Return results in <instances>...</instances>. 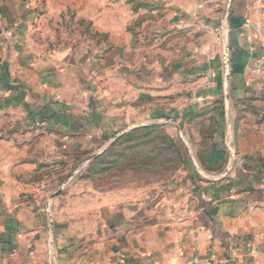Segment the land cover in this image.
I'll use <instances>...</instances> for the list:
<instances>
[{
  "label": "crops",
  "instance_id": "obj_1",
  "mask_svg": "<svg viewBox=\"0 0 264 264\" xmlns=\"http://www.w3.org/2000/svg\"><path fill=\"white\" fill-rule=\"evenodd\" d=\"M257 1L0 0V113L22 116L0 124V264H264ZM215 113L201 146L195 122ZM160 119L192 134L190 188L155 201L71 189L48 210L49 173Z\"/></svg>",
  "mask_w": 264,
  "mask_h": 264
},
{
  "label": "rangeland",
  "instance_id": "obj_2",
  "mask_svg": "<svg viewBox=\"0 0 264 264\" xmlns=\"http://www.w3.org/2000/svg\"><path fill=\"white\" fill-rule=\"evenodd\" d=\"M41 6L37 2V8L41 10ZM252 9L257 14L255 23L259 32L256 44L261 50L260 75L264 79V0L254 2ZM215 109L220 111L222 104L217 105ZM216 113L201 118L198 123L195 122L197 131L194 133L201 146L211 139ZM21 121L22 116L18 113H0V124L20 125ZM168 121V119L150 120L137 128L112 137L109 143L81 154L78 165L77 163L68 167L63 165V177L58 173L53 179V174L49 173L47 196H41L42 202L51 212L55 199L60 197L62 201V197L68 195L71 189H76L75 195H83L85 191L90 190L97 196L108 195L117 200L121 197V191L127 190V193L135 198L138 191L141 193L140 200L155 201L168 193L173 185L190 188L194 180L183 175L190 170L193 171L190 162L192 156L190 144L194 140L190 131L184 133V130L180 131L177 125ZM7 135V128L0 129V140H5ZM228 138V143L234 140L230 132ZM10 150L12 149L7 148L6 145L0 146V155H6ZM92 156L95 157L85 165ZM81 167L83 168L79 170ZM54 192L59 193L55 195Z\"/></svg>",
  "mask_w": 264,
  "mask_h": 264
},
{
  "label": "built area",
  "instance_id": "obj_3",
  "mask_svg": "<svg viewBox=\"0 0 264 264\" xmlns=\"http://www.w3.org/2000/svg\"><path fill=\"white\" fill-rule=\"evenodd\" d=\"M222 69H223V85H224V78L225 76H229V55L227 53V51L225 53H223V58H222ZM215 87V83L214 80L212 79V77L209 75L207 77H205V79L203 80L202 85L200 86V88L202 90H209ZM199 102L198 98L195 97H191L190 99H188L184 104H183V108H187V107H191L196 105Z\"/></svg>",
  "mask_w": 264,
  "mask_h": 264
},
{
  "label": "water",
  "instance_id": "obj_4",
  "mask_svg": "<svg viewBox=\"0 0 264 264\" xmlns=\"http://www.w3.org/2000/svg\"><path fill=\"white\" fill-rule=\"evenodd\" d=\"M228 78H229V76H225V78H224V85H223V88H224V91L226 92L227 91V84H228ZM169 123H172V124H174V125H177L178 127H179V129H182V125L181 124H179L176 120H169L168 121ZM119 136V135H118ZM95 156H92V157H90L87 161H86V163H85V165L86 164H88L93 158H94ZM83 167H81L79 170H81ZM59 192H56L55 193V195H57Z\"/></svg>",
  "mask_w": 264,
  "mask_h": 264
}]
</instances>
